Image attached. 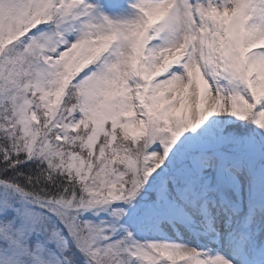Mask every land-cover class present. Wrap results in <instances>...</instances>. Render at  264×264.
<instances>
[{
    "label": "snow or ice",
    "instance_id": "1",
    "mask_svg": "<svg viewBox=\"0 0 264 264\" xmlns=\"http://www.w3.org/2000/svg\"><path fill=\"white\" fill-rule=\"evenodd\" d=\"M0 264H264V0H0Z\"/></svg>",
    "mask_w": 264,
    "mask_h": 264
}]
</instances>
